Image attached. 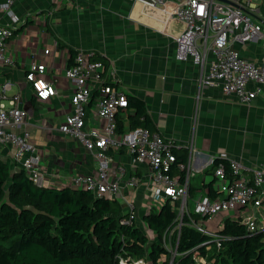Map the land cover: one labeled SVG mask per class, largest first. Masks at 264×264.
Returning a JSON list of instances; mask_svg holds the SVG:
<instances>
[{
	"label": "crops",
	"instance_id": "obj_1",
	"mask_svg": "<svg viewBox=\"0 0 264 264\" xmlns=\"http://www.w3.org/2000/svg\"><path fill=\"white\" fill-rule=\"evenodd\" d=\"M240 1L257 7L258 11L246 12V16L253 22H261L262 29L257 37L245 42L235 38L241 30L235 29L230 34V46L243 58L262 65L264 0ZM173 6L172 0L164 5H152L149 0H13L11 8L18 17L16 23H11L0 9V23L12 29L8 48L15 60L11 67L0 64V86L9 78L12 84L8 92L20 94L18 104L27 111V116L24 123L13 130L27 131L37 146L44 186H73V176L96 174L99 167L98 160L82 143L58 130L71 111L70 97L74 91V83L66 78L65 69L79 49L93 51L92 59L104 63L102 78L115 81L119 90L145 102L150 130L173 139L178 148L186 152L185 173L190 175L188 186L191 187L190 190L188 187L186 206L197 220L200 219L192 212L193 205L200 195L208 194L205 184L212 181L218 195L214 174L207 173L213 166L210 162L213 158L219 159L222 153H226L249 170L264 171V87L248 103L240 102L233 93H224L219 86L199 87L207 65L198 64L192 55L177 58L174 37L183 30L184 24L169 15ZM45 48L49 49L48 53H44ZM32 61L46 64L42 76L52 81L57 90V94L47 100L37 99L25 79ZM96 97L95 91L87 104V126L102 131L105 121L96 116ZM0 102L9 104L4 99ZM130 112L131 109L126 108L117 115V123L122 120L123 130L116 135L135 129L129 127ZM13 150L11 145L0 144V160L17 170ZM106 155L109 177L121 163L128 167L125 177L119 180L121 185L131 174L139 178L133 192L134 222L142 230L147 226L144 215L157 211L155 203H158L151 198L147 165L135 160L124 146L110 147ZM242 175L249 177L250 171H244ZM124 190L122 186L114 199L126 211L121 194L128 195V192ZM165 202L161 201L160 207ZM174 204L175 209L178 208L179 203ZM257 210L258 229L264 230V202ZM253 211V207H247L218 213L202 219L201 223L207 229L220 231L226 217ZM184 217L188 220L187 216ZM162 239L163 235L161 243ZM144 256L139 258L142 264H150L148 257Z\"/></svg>",
	"mask_w": 264,
	"mask_h": 264
},
{
	"label": "built area",
	"instance_id": "obj_2",
	"mask_svg": "<svg viewBox=\"0 0 264 264\" xmlns=\"http://www.w3.org/2000/svg\"><path fill=\"white\" fill-rule=\"evenodd\" d=\"M167 1L171 0H149V3L164 5ZM172 1L174 6L169 15L175 16L184 24L183 30L174 37L177 58L184 59L192 55L195 62L207 65L200 77L199 87L219 86L224 93L235 94L240 102H250L264 87V64L257 65L233 50L230 46V34L240 28V32L235 35L239 41L245 42L257 37L261 33V22H253L246 16V12L258 11L257 7L240 0H231L232 3L219 0ZM12 2L13 0H0V9L11 23H16L18 17L11 8ZM11 35V27L0 23V64L6 67L15 64L8 48ZM48 51V48L44 49V53ZM93 54L91 50H77L72 63L65 69L66 78L74 83V91L70 97L71 111L59 124L58 130L82 143L99 162L96 174L75 175L71 179V185L87 189L95 196L107 198H115L123 186L124 192H128V195L121 194L126 203L125 212L128 217L121 222L134 221L133 192L139 184V178L131 174L121 185L119 180L128 171V167L121 163L116 165L112 177L108 174L106 151L110 147L118 149L124 146L135 160L147 165L153 201H169L174 209V203H179L175 209L176 223L165 230L161 243L169 252L171 262L179 254L177 242L183 224L209 235L211 238L206 243L208 248L211 242L219 247L224 235L218 230L205 228L201 223L202 219H209L218 213L253 207L254 211L246 216L245 223L249 230L258 229L260 226L256 209L264 202V171L249 170L239 160L222 153L218 158L227 162L229 172H226L224 162L220 161L216 165L213 174L218 195H200L194 201L192 211L200 220L194 218L186 206L190 175L185 173V164L177 162V143L160 132L145 127H137L116 135L117 115L127 108V94L113 85L115 81L102 78L105 65L101 60L92 59ZM45 72L46 64L38 61H32L25 72V79L39 100H47L57 94L54 83L42 76ZM11 84L12 81L6 78L0 86V100L9 102L8 105L0 102V144L13 146L15 164L37 185H44L41 154L37 146L31 141L27 131L13 130L24 123L27 111L18 104L21 100L20 94L8 92ZM95 91L96 116L105 121L102 131L87 126V104ZM216 158L210 161L211 164ZM174 168L184 171L183 181L174 175ZM244 171H250V176H243ZM184 216L188 217L186 222H183ZM139 258L128 259L120 256L118 264H142L143 261ZM194 262L210 263L201 255H196Z\"/></svg>",
	"mask_w": 264,
	"mask_h": 264
},
{
	"label": "trees",
	"instance_id": "obj_3",
	"mask_svg": "<svg viewBox=\"0 0 264 264\" xmlns=\"http://www.w3.org/2000/svg\"><path fill=\"white\" fill-rule=\"evenodd\" d=\"M127 102L129 127L148 128L145 102L128 94ZM117 124L116 132H121L122 120ZM175 154L177 162L184 163L186 152L178 148ZM220 161L229 172L225 160L215 159L207 173L213 174ZM173 172L183 181V171L174 168ZM205 187L211 197L216 196L212 181ZM250 214L224 219L219 247L211 242L208 248L209 235L183 224L179 254L171 264H196V255L206 257L209 264H264V230H249L245 218ZM127 217L117 199L74 186L37 185L23 169H12L0 160V264H118L120 256L144 255L150 264H169L170 254L161 236L175 224L172 205L166 201L159 210L144 215L158 240L149 239L134 221L122 223Z\"/></svg>",
	"mask_w": 264,
	"mask_h": 264
},
{
	"label": "rangeland",
	"instance_id": "obj_4",
	"mask_svg": "<svg viewBox=\"0 0 264 264\" xmlns=\"http://www.w3.org/2000/svg\"><path fill=\"white\" fill-rule=\"evenodd\" d=\"M155 207H156L155 210H158L160 208V204L159 203H155ZM142 230L149 237V239L154 240L156 234H154L152 229H150L149 227H147L145 225L144 229H142ZM156 236H157L156 238L158 240L159 237H158V235H156ZM145 256H147V255H145ZM145 256H144V258H145ZM133 259H136V258H133ZM147 264H149V263H147Z\"/></svg>",
	"mask_w": 264,
	"mask_h": 264
},
{
	"label": "water",
	"instance_id": "obj_5",
	"mask_svg": "<svg viewBox=\"0 0 264 264\" xmlns=\"http://www.w3.org/2000/svg\"><path fill=\"white\" fill-rule=\"evenodd\" d=\"M219 1L227 2V3H232L231 0H219Z\"/></svg>",
	"mask_w": 264,
	"mask_h": 264
}]
</instances>
